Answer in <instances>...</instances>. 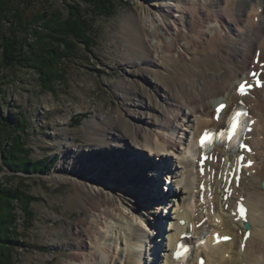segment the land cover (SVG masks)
I'll return each mask as SVG.
<instances>
[{
  "label": "bare ground",
  "instance_id": "6f19581e",
  "mask_svg": "<svg viewBox=\"0 0 264 264\" xmlns=\"http://www.w3.org/2000/svg\"><path fill=\"white\" fill-rule=\"evenodd\" d=\"M137 5L138 17H128L123 28L125 57L130 62L147 60L143 64V77L150 87L138 88L130 82H120V87H115L118 94L124 101H132L123 105L124 110L120 112L124 116L115 120L110 115L85 131V140L91 147L87 149V146V152L74 150L71 155H64L60 165L59 170H70L72 177L54 176L72 183L75 192L67 196L68 203L89 215L85 220L89 227L100 225L101 228L102 220L107 222V219L115 222L104 232L93 233L89 227L80 229L78 240L93 239L92 249L82 254L77 252L76 261L78 264H109L115 248L117 259L112 264H144L142 241H137L146 239L150 244L153 242L154 251H158L154 253L152 264H160L157 259L161 264H198L199 256L205 257V264H264V86L245 97L236 94L237 85L249 80L250 72L264 71V0H138ZM203 8L207 10L206 18H196ZM183 18L186 25L181 22ZM183 61L178 68L170 67V63L175 66ZM262 79L264 81V76ZM155 92H159L160 97ZM241 100L249 106L248 118L252 123L245 139L250 152L239 154L243 153L244 160L253 164L241 169L236 187L235 178L229 184L227 165H234L232 161H236L239 154L216 150L217 162L207 163L211 171L215 170L212 181L207 173L203 176L198 173L197 139L206 129L221 128ZM220 101L227 106L216 121L214 108ZM145 110L148 114L154 112L152 121L146 120L142 125L139 120H143L141 115ZM132 116L136 119L127 118ZM105 146L113 147L114 155L116 149H125L127 159L107 157V150L102 151ZM142 153L145 155L141 159L138 155ZM87 154L92 155L91 159ZM168 156H175L176 165L163 168L162 173L168 174L180 189L162 197L173 207L171 216L158 217L156 210L152 211L149 206L156 222L153 227L144 216L145 212L150 213L145 200L158 196L160 179H150L142 169L151 164L150 157L155 164H166ZM73 157L77 158V169L72 166ZM120 158L123 166L141 167V173L134 174L133 169L129 170L132 173L125 170L121 173V164L113 163L114 159L118 164ZM148 169L151 171L152 167ZM138 179L147 184L143 192L138 190L142 196L134 192ZM105 180L113 182L114 188L106 187ZM227 184L232 193L223 201ZM239 198H243L242 204L247 207L245 219L239 218L236 212ZM203 219L209 225V236L204 245L195 246L201 231L198 224ZM245 220L250 225L246 241L243 240ZM163 222L168 227L164 231ZM142 223L148 224L152 235L142 228ZM183 234L192 235L187 248L194 245L192 259L188 262L176 257ZM97 235L100 237L95 238ZM223 236L230 240H217Z\"/></svg>",
  "mask_w": 264,
  "mask_h": 264
},
{
  "label": "rangeland",
  "instance_id": "374dc122",
  "mask_svg": "<svg viewBox=\"0 0 264 264\" xmlns=\"http://www.w3.org/2000/svg\"><path fill=\"white\" fill-rule=\"evenodd\" d=\"M45 1L47 7L60 10H64V3L74 4L79 2L80 4L81 2V0ZM137 1L114 0L113 16L97 19V37H95L93 44L88 47L78 44L71 58L65 61L61 67L56 68L55 71L52 70L55 79L50 78V83L45 84V82H42L41 78L43 77L42 79L45 80L46 76L41 77L38 72L32 69L19 67L13 70H2V75L4 74L5 78L3 89H0V115L4 117L14 116L19 124L16 129H13L14 131L12 130L11 135H8V133L3 136L2 134L0 142V166L2 168L0 170V187H9L11 190L14 188L22 192L25 189L29 195L35 198V201L30 205L34 213L31 224L25 222V215L19 211L20 208L19 205H16L15 199H10L12 211L15 210L16 206L18 208L15 211V214L18 213V218L15 221L16 228L14 230H17V238L23 244L10 254L13 256L12 262L14 264H78L79 262L76 261L75 257L76 253L82 254L92 249L90 243L93 239L90 241L78 240L79 232L89 227L85 221L89 215L81 208L70 207L67 196L75 192L72 183L58 180L54 176L72 177L70 170L60 171V165H62L64 155H71L74 150L77 153L80 150L87 152L85 151L87 146V149L91 147L85 140V131L90 130L95 123L100 124L110 115H113L115 120H119L120 117L124 116V113L120 112L124 110L123 105H127L132 101H124L118 94L119 91L117 92L116 89L120 87V82H130L131 86L135 84L138 88L145 85L150 87L147 85V78L143 77L145 73L143 64L147 60L130 62L125 57L127 49L123 28L128 17H138L139 7ZM199 1L203 2L204 0ZM43 3L44 0H38L36 9H41ZM86 5L81 4V6ZM206 16L207 10L204 8L196 14V18H206ZM189 20L191 21L188 18ZM181 22L186 25L184 18ZM183 63L184 61L176 63L175 66L170 63V67L178 68ZM156 95L159 96L160 93L158 92ZM153 112L152 110L148 114L145 110V114L141 115L144 121L140 118V123L144 125L146 120L151 122ZM127 118L130 120L136 119L134 116ZM11 146L14 148L12 155L9 153L12 151ZM124 148L125 146H123ZM18 150L23 153V150L29 152L28 158L24 159L21 157L22 154L15 152ZM106 150L107 157L113 156L115 159L122 156L123 160L127 159L128 154L124 151L125 149H116V152L114 150L117 153L115 155L113 154V147H103L102 151L105 152ZM87 155L91 159L92 155L91 157L89 154ZM144 155L145 153H142L138 157L142 159ZM175 156H168L166 158L168 163L166 164L164 162L155 164L153 157H150L152 159L151 164H146L143 169L137 166H123L122 158H120L118 164L113 159L114 164L118 166L121 164L120 166L123 167V169H120L121 173L123 170L133 169V173L138 174L141 173L139 170L142 169V173L147 174L150 179H160L158 196H154V199L150 198L151 201L145 200L148 202L147 211L150 212L149 206H151L152 211L156 210V214L158 213V217L173 214V207H170L167 200L164 201L162 197L166 193H173L180 189L171 177L168 178V174L162 173L163 168L168 169L172 165L175 167ZM9 159L12 160L13 164L6 162ZM89 159L86 160L89 162ZM25 160L31 161L33 165V162L46 160L49 170L43 174L34 173L35 168L30 166L34 168H31L32 171H20L19 166L24 165ZM71 163L72 166L76 167L77 158L73 157ZM151 167L152 170L150 171L148 168ZM129 172L132 173V171ZM169 179H171V184L167 190ZM104 183L106 187L114 188L112 187L114 186L113 182L110 183V181L105 180ZM135 184L136 190L134 192L136 193L138 190L142 191L143 187L145 189L147 185L145 181L140 179L135 181ZM138 194L142 196L143 193L138 192ZM152 215L153 212L144 213V216L148 218V222L154 227L156 222ZM107 220V222L102 220L101 228L100 225L98 228L92 225L89 230L93 233L98 230L104 232L106 227H109L108 230H110L113 227H110V225H115V222ZM146 225L148 224L142 223V228L152 235V230ZM162 225H164L162 231L165 227L168 229L164 222ZM1 229L4 231V227ZM8 230L12 229L9 228ZM114 230L115 228L111 231L110 237L112 238L115 234ZM116 233L119 232L116 231ZM99 237L97 235L95 238ZM140 241H142L141 251L144 253L142 256L143 263L149 264L150 262L152 264V262H155L156 257L154 253H158V251H154L153 242L150 244L146 239H139L137 242ZM100 247H102V244H100ZM111 247L113 249V243ZM113 251L114 254H111L110 257L111 264L117 259L116 249L114 248ZM157 262L161 264L160 259H157Z\"/></svg>",
  "mask_w": 264,
  "mask_h": 264
},
{
  "label": "trees",
  "instance_id": "16d2710c",
  "mask_svg": "<svg viewBox=\"0 0 264 264\" xmlns=\"http://www.w3.org/2000/svg\"><path fill=\"white\" fill-rule=\"evenodd\" d=\"M37 3L38 0H0V89H3L5 78L2 70L19 67L35 70L41 77L45 75L46 79L43 80L42 77L41 81L45 84L50 83V78L55 79L52 70L55 71L68 61L78 44L84 47L92 45L97 37V19L113 16L115 9L114 0L64 3V10L47 7L45 0L41 9L37 10ZM18 124L14 116L0 115V142L2 134L11 135ZM10 149L12 151L9 150L11 151L9 153L12 155L14 148L11 146ZM23 151L24 153L19 150L15 152L22 154L21 157L24 159L28 158L29 152ZM6 162L13 164L10 159ZM24 163L19 166L20 171H32L31 168L34 167V173L43 174L49 170L46 160L33 162L34 165L28 160ZM10 199H15L19 211L25 215L26 223L31 224L34 219V213L30 208L31 203L35 201L33 196L25 189L22 192L14 188L11 190L9 187H0V264H14L13 256L10 254L23 245L17 238V230H14L18 218L15 211L18 208L16 206L12 211ZM9 228L13 232L9 231Z\"/></svg>",
  "mask_w": 264,
  "mask_h": 264
},
{
  "label": "snow or ice",
  "instance_id": "6c2138e0",
  "mask_svg": "<svg viewBox=\"0 0 264 264\" xmlns=\"http://www.w3.org/2000/svg\"><path fill=\"white\" fill-rule=\"evenodd\" d=\"M247 87H251V85H247ZM237 91H238L241 95L245 94V92H246V84L242 83V84L240 85V87L237 89ZM240 115H241L240 113H236L235 117H233V123H232V125H231L232 131H231L230 134H229L230 137H231L232 135L235 134V129H236L237 125H238V119H237V118H238ZM244 115H246V113H245ZM201 144H202V146H203V144H204V138L201 139ZM242 147H243V145H242ZM240 213H241V215L244 214V209H243V208L240 209ZM219 239H220V238L217 237V240H219ZM223 239H228V237H224ZM176 257H177V258L180 257V253H179V252L176 253Z\"/></svg>",
  "mask_w": 264,
  "mask_h": 264
},
{
  "label": "water",
  "instance_id": "95a60500",
  "mask_svg": "<svg viewBox=\"0 0 264 264\" xmlns=\"http://www.w3.org/2000/svg\"><path fill=\"white\" fill-rule=\"evenodd\" d=\"M262 188H263V190H264V182L262 183Z\"/></svg>",
  "mask_w": 264,
  "mask_h": 264
}]
</instances>
